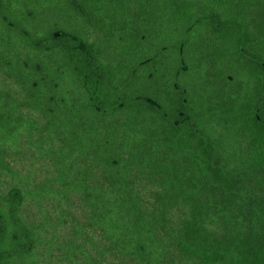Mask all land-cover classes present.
Here are the masks:
<instances>
[{"label":"trees","instance_id":"obj_1","mask_svg":"<svg viewBox=\"0 0 264 264\" xmlns=\"http://www.w3.org/2000/svg\"><path fill=\"white\" fill-rule=\"evenodd\" d=\"M1 174L0 264H264V0H0Z\"/></svg>","mask_w":264,"mask_h":264},{"label":"rangeland","instance_id":"obj_2","mask_svg":"<svg viewBox=\"0 0 264 264\" xmlns=\"http://www.w3.org/2000/svg\"><path fill=\"white\" fill-rule=\"evenodd\" d=\"M3 177V178H2ZM0 181L2 182H6L5 185H9L8 180H6L5 175L1 174L0 175ZM7 186L5 187V190L8 189ZM48 208L52 211H54V206L50 205L48 206ZM75 213L77 214L78 219L81 218L82 213L80 212V210L77 212V210H74ZM56 212V211H55ZM54 213V212H53ZM52 213V215H53ZM21 216L22 219L24 220L25 223H27L28 225H36L40 228H42V241L37 245L36 250L42 254L41 258H39V264H62V250L58 249L57 247V242L59 241H63L64 239L67 238V236L65 234H68L69 232V228H60V231L56 232V238H55V243L52 242V245L55 247L54 249L52 248H48V241L47 239L52 238V229L49 226H46L45 223L43 222V217L41 214V206L38 203H33L32 201H30L28 198L25 199V203L23 204V207L21 209ZM56 217L55 215L52 216V221H55ZM82 220V219H79ZM53 226V225H52ZM53 231L54 227H53ZM51 236V237H50ZM53 252V255L51 257V254ZM46 254V255H45ZM51 258H49V257ZM16 260L19 263H22L23 260L26 263L32 264L31 262H35L33 257H23V256H19L18 258H16ZM24 262V263H25ZM66 264H73V263H66Z\"/></svg>","mask_w":264,"mask_h":264}]
</instances>
